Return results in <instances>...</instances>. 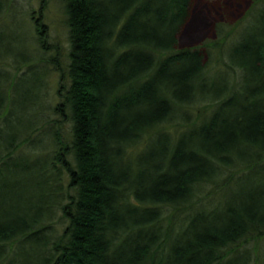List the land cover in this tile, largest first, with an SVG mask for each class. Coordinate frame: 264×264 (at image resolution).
<instances>
[{"label": "trees", "instance_id": "1", "mask_svg": "<svg viewBox=\"0 0 264 264\" xmlns=\"http://www.w3.org/2000/svg\"><path fill=\"white\" fill-rule=\"evenodd\" d=\"M60 1L51 156L13 158L35 122L7 129L0 77V264H250L245 246L264 242V6L236 41L243 27L208 39L225 0ZM195 102L209 113L190 124Z\"/></svg>", "mask_w": 264, "mask_h": 264}, {"label": "rangeland", "instance_id": "2", "mask_svg": "<svg viewBox=\"0 0 264 264\" xmlns=\"http://www.w3.org/2000/svg\"><path fill=\"white\" fill-rule=\"evenodd\" d=\"M263 1L241 0V5H239L235 1L225 0L222 3L225 5L218 15L215 13L211 17L208 16L210 25L212 24L208 39L214 40L216 35L214 32L218 31L219 34L224 32L229 34L227 38L234 40L232 36L243 27L238 32L239 37L236 39L238 41L243 32H249V27L253 21L249 24L248 22L259 14L264 6ZM0 15V33H4V36L9 39L0 46V58L2 60L0 61V73L2 72L0 77H6V74L10 75L13 85L10 94L11 112L9 111L10 113L4 116L11 118L7 129L11 133L25 134L29 124L35 122L33 129L36 131L20 137L21 147L16 149L13 156L18 163L25 164V162H31L37 157L42 158L48 154L51 156L53 153V132L54 130L58 131V127L56 128L53 121L62 119L53 114L52 109L57 103L55 93L60 84L58 74L59 72L62 74V70L65 69L68 62V31L64 22L63 4L60 0H0ZM35 27H38L44 35L42 36V44L38 43L39 36L35 34ZM197 27L196 24L190 30L196 31ZM225 41L226 39L221 42V46L216 50H214L215 47L211 46L214 54L221 50L224 55L230 50L228 42ZM39 47L45 49L37 53ZM21 62H25V64L20 66ZM17 68L19 69L16 70ZM228 84L231 86L232 82L229 81ZM3 91L5 94L4 89H2ZM31 96L34 98L30 99ZM195 104L190 107L189 111L184 110L183 113V120L188 117L190 124L201 120L205 114L204 111H206L203 109L208 107L205 102H195ZM35 119L37 121H33ZM46 120H48L46 126L49 125L50 129L49 127L46 129L37 128L42 124L39 122ZM0 126L1 129L2 125ZM67 126L66 124L62 126V133L68 130ZM60 175L62 178V174ZM64 181H62V187L66 188L67 182ZM244 185L245 180L235 183L228 191V199L237 198V195L244 190ZM213 190L216 189H212L210 193H213ZM245 249L249 250L250 264H264V242L259 243L258 247L248 244Z\"/></svg>", "mask_w": 264, "mask_h": 264}]
</instances>
